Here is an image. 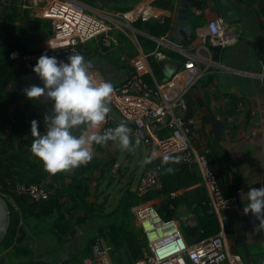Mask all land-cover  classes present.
Returning a JSON list of instances; mask_svg holds the SVG:
<instances>
[{
	"label": "crops",
	"instance_id": "obj_1",
	"mask_svg": "<svg viewBox=\"0 0 264 264\" xmlns=\"http://www.w3.org/2000/svg\"><path fill=\"white\" fill-rule=\"evenodd\" d=\"M179 2H81L86 13L104 19L110 29L106 35L81 45L80 54L92 64L90 71L97 80L109 81L115 86L128 75L145 72L144 79L150 81L151 87L160 86L167 101L184 95L189 116L186 119L192 122V149L196 154L208 156L225 196L243 191L237 198V209L223 211L226 223L222 227L218 223L219 231L223 228L225 233V246L229 252L245 251L244 256L249 259L247 264H254L247 255L246 246L256 245L263 251L256 255L257 264H264V231H254L259 221L252 213H243V207L248 204V190L264 186V15L260 14L256 0H228L238 20L225 26L224 35L234 39V44L225 48L206 44L198 51L200 36L206 32L210 21L222 18L221 9L215 0H205L200 8L192 6L190 0V39L175 44L169 39L176 31L175 14ZM127 11L141 14L136 24L127 25L122 20L117 24L116 15ZM164 20H170L171 24L167 34L151 35L148 25ZM50 35V22L38 18L36 9H22L17 0H0L1 58L5 57L7 43L20 42L24 52L31 53L45 49ZM9 37L12 39H7ZM107 39L109 43L105 42ZM189 59H194L195 71L184 69ZM13 63L15 78L5 91L16 94L18 104H12L0 119V138L3 141L11 136L15 148L20 146V151L16 161L3 158L5 163L2 164L0 158V165L16 163L44 167L30 151L31 121L37 120L39 131L44 132V115L50 114L52 101L45 97L39 101L29 100L24 90L30 84L43 87V81L34 72H23L19 63ZM164 68L175 71L166 81ZM109 107L111 111L99 131L103 133L125 123L132 130L134 142L132 123L123 118L112 103ZM16 124L21 130L14 136L11 127ZM166 134V130H161L155 136ZM3 144L0 143V148H5ZM139 144H130L128 150L112 141L93 145V159L86 165L55 175L46 172L50 200L40 207L22 212L11 197L6 196L19 222L13 238L0 249V264H96L90 251L92 241L99 237L110 247L109 264H136L137 261L132 260V250L141 247L143 255L147 249L143 231L132 211L139 201L152 205L160 216L175 217L185 240L194 244L201 230L198 202L205 195L198 169L194 165H186L184 169L183 165L176 166L181 172V175L178 170L174 173L178 181L164 174L170 191L150 194L143 201L146 197L139 198L136 187L141 175L158 160V151L154 144ZM139 149L144 153L142 161L156 154L151 164L138 165ZM28 204L32 202L28 200ZM111 238L118 239L117 246L109 244ZM114 249L119 259L111 257Z\"/></svg>",
	"mask_w": 264,
	"mask_h": 264
},
{
	"label": "built area",
	"instance_id": "obj_2",
	"mask_svg": "<svg viewBox=\"0 0 264 264\" xmlns=\"http://www.w3.org/2000/svg\"><path fill=\"white\" fill-rule=\"evenodd\" d=\"M22 9H36V16L50 22L51 35L47 38L46 48L22 54L17 50L9 53L10 61H15L27 71L33 72L39 57L46 53L58 60L67 62L68 57L80 54V46L87 40L99 35H106L110 25L104 19L85 12L81 0H17ZM141 14L127 11L116 15L115 22H136ZM223 18L210 21L206 32L200 36L198 51L206 44L212 47L225 48L234 44L225 37ZM109 43L108 39L105 40ZM15 54V55H13ZM184 69L195 71L194 59L184 64ZM145 72L128 75L114 86L115 94L112 105L127 121L133 125V135L146 146L154 144L158 151V160L141 175L136 194L139 198L163 190L160 173L168 165L165 157H180L174 165H195L207 194V204L216 214L219 224L224 222L222 210H236L237 198L242 190L235 195L224 197L220 191L215 171L209 166L206 155L196 154L191 146V120L186 119L187 102L183 94L171 102L167 101L160 86L151 87L144 79ZM166 130L167 134L156 137L155 134ZM16 196H25L32 203L47 201L50 193L44 186L16 184L12 190ZM173 196V194H171ZM143 231L147 249L136 264H246L238 253L229 252L224 243V231L203 236L189 244L183 236L180 222L172 217L163 219L150 204L139 201L132 209ZM110 247L103 238H96L91 243V255L96 264H109L107 255Z\"/></svg>",
	"mask_w": 264,
	"mask_h": 264
},
{
	"label": "clouds",
	"instance_id": "obj_3",
	"mask_svg": "<svg viewBox=\"0 0 264 264\" xmlns=\"http://www.w3.org/2000/svg\"><path fill=\"white\" fill-rule=\"evenodd\" d=\"M91 68L92 64L81 54L72 53L64 62L44 53L33 68L43 81V87L30 84L24 90L29 100L39 101L45 97L52 101L50 114L44 115V132L39 131L37 120L31 121L33 142L30 148L50 174L71 171L89 163L93 159V145L112 141L128 150L130 144L140 143L139 139L133 142L132 130L125 123L103 133L99 131L111 111L109 105L115 90L111 82L97 80ZM155 156L153 153L146 157L142 164H151ZM164 159L178 164L181 158ZM172 171L173 168L168 167L165 174ZM246 199L248 204L243 207V213H252L259 221L254 231H264V186L250 188Z\"/></svg>",
	"mask_w": 264,
	"mask_h": 264
},
{
	"label": "trees",
	"instance_id": "obj_4",
	"mask_svg": "<svg viewBox=\"0 0 264 264\" xmlns=\"http://www.w3.org/2000/svg\"><path fill=\"white\" fill-rule=\"evenodd\" d=\"M204 1L205 0H191V5L194 7L200 8L201 5L205 3ZM256 2L258 3V7L260 8V14L264 15V0H256ZM135 24L136 23L134 22V25ZM148 27H150L151 35L155 37H160V36H164L165 34H167V32L169 31V28L171 27V24H170V20H164L163 23H153L152 25H148ZM7 39L11 40L12 37H9ZM144 44L146 43L143 42V45ZM7 45H8V48L6 50L5 57L4 56L2 58L0 57V119L3 118L7 114V110L12 104L14 105L18 104V99H17L16 94H14L13 92L5 91V88L9 84V82L13 78H15L14 73L16 72V68L13 63L15 61H10L8 58V55L10 52L14 50H17L22 54L25 53L23 46L20 42L12 41L10 43H7ZM151 46L153 47V44H151ZM20 68L23 69L22 70L23 72L27 71L24 67H20ZM145 82L149 86L151 85L149 83L150 81H148L147 78L145 79ZM14 114H16V112ZM188 117L189 116L187 112L186 118ZM20 130H21V127L18 126V124H16V126L14 125L11 127V134L16 136L18 132H20ZM0 143L5 144V148L3 146L0 148V158H2L1 160L2 164L5 163L3 161V158L5 161H16L19 158L18 153L20 151V146L15 148L14 141L11 138V136L6 138L3 141H1V138H0ZM206 158L208 160L209 166L211 167V163L209 161L208 156H206ZM12 164L13 165H0V195H3L5 197L6 196L11 197V201H14V203L18 205L19 209L22 212H24L26 209H34L35 206L40 207V204H47L46 202H48L50 198L47 201H43L40 203H32V204L27 205V201L29 199H27L25 196H16L12 192L16 184H22V185L36 184V185L44 186L46 188V184H45L46 171L44 167L38 166V165H16V163H12ZM176 166L178 165L171 164L162 169L160 173V177H161V181L163 184V192L170 191L168 190L169 184L165 182L166 180H164L165 170L168 167L173 168V171L171 173H167L166 175L170 174V177H169L170 180L175 181L177 179L175 178L174 173L176 170H178ZM182 167L184 169L186 165H183ZM178 171H179V174L181 175L180 170ZM217 181L220 187L218 177H217ZM182 184L183 183H180L181 187H182ZM220 191L224 197H229L223 194L221 187H220ZM146 199H148V197L142 200L145 201ZM198 204L201 208V211H200L201 218L200 220L198 219V225L200 226L201 230H203V236H211V235L218 233L219 225H218L217 217H216V214L211 210V208L207 204L206 191H205L204 199L200 200ZM8 206H9L11 222H10L7 235L0 245L7 243L10 239L13 238V236L17 232V225L19 222L17 212L14 210L12 204L8 203ZM161 217L163 219H170L172 218V215L161 216ZM117 242H118V239L115 240L114 238H111V240L109 241V244L111 246H117ZM142 256L143 255H142L141 247L139 248L136 247L134 250H132V260L133 261L136 262L140 260Z\"/></svg>",
	"mask_w": 264,
	"mask_h": 264
},
{
	"label": "water",
	"instance_id": "obj_5",
	"mask_svg": "<svg viewBox=\"0 0 264 264\" xmlns=\"http://www.w3.org/2000/svg\"><path fill=\"white\" fill-rule=\"evenodd\" d=\"M221 9V16L224 19L225 26L236 22L238 17L234 13L232 7L228 4V0H215ZM190 0H180L178 8L175 14V26L176 31L170 37L169 41L175 44H182L186 39H190L191 28L188 22V6ZM175 71L170 70L169 68L163 69V76L165 81L170 79ZM190 219V218H189ZM11 222V217L9 213V206L7 201L3 196L0 195V244L7 235L9 226ZM194 226V225H190ZM195 228V227H193ZM200 237L199 234L195 238Z\"/></svg>",
	"mask_w": 264,
	"mask_h": 264
},
{
	"label": "rangeland",
	"instance_id": "obj_6",
	"mask_svg": "<svg viewBox=\"0 0 264 264\" xmlns=\"http://www.w3.org/2000/svg\"><path fill=\"white\" fill-rule=\"evenodd\" d=\"M81 2L84 3V2H87V0H81ZM110 31H111V30H110ZM92 39H93V38H92ZM89 40H91V39H89ZM89 40H87V41H89ZM87 41H86V42H87ZM139 146H141V145L139 144ZM141 151H142V150H140V149L138 150V165H142V159H141V156H143L144 153H141ZM134 167H135V166H134ZM5 200H6L8 203H10V199H9L8 197H5ZM223 211H226V210H222V211L220 212V214H221V216L224 218V223H223V224H225V223H226V221H225V212H223ZM182 229H183V231H186L185 226H182ZM7 243H8V242H7ZM7 243L0 245V249H1L2 247L6 246ZM246 252H247L248 257L251 258L252 262H253L254 264H257L258 259L256 258V255L262 253L263 251H262L261 249H259V247L256 246V245L248 244V245L246 246ZM239 254H240L241 258L243 259L244 263H246V264L249 263V261H248L249 259L247 260V259H246V256H244V255H245V251H241V252H239ZM110 255H111V257H116V256H117V259H119V257H118V251H117L116 249H114V250L110 253ZM118 264H119V263H118Z\"/></svg>",
	"mask_w": 264,
	"mask_h": 264
}]
</instances>
